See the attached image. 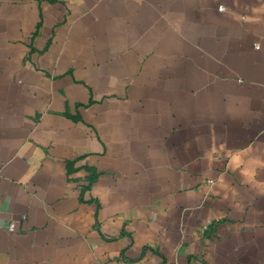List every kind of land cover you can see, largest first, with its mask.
Listing matches in <instances>:
<instances>
[{"label":"crops","instance_id":"0c3cea01","mask_svg":"<svg viewBox=\"0 0 264 264\" xmlns=\"http://www.w3.org/2000/svg\"><path fill=\"white\" fill-rule=\"evenodd\" d=\"M0 264H264V0H0Z\"/></svg>","mask_w":264,"mask_h":264},{"label":"built area","instance_id":"2783aa9c","mask_svg":"<svg viewBox=\"0 0 264 264\" xmlns=\"http://www.w3.org/2000/svg\"><path fill=\"white\" fill-rule=\"evenodd\" d=\"M219 10L222 11V10H224V9H223L222 7H220ZM8 230H9V231H13V230H14V224H13V223H10V224L8 225Z\"/></svg>","mask_w":264,"mask_h":264}]
</instances>
